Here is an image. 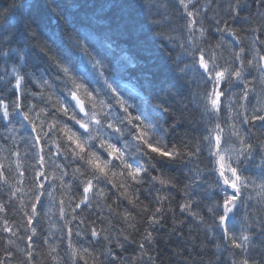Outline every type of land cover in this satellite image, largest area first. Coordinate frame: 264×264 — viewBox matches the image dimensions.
<instances>
[{"label":"snow or ice","instance_id":"obj_1","mask_svg":"<svg viewBox=\"0 0 264 264\" xmlns=\"http://www.w3.org/2000/svg\"><path fill=\"white\" fill-rule=\"evenodd\" d=\"M214 2L166 0L157 6L154 15L149 9L145 25L149 33L161 25L179 33L178 38L168 36L165 49L171 53L179 48L170 71L173 80L188 89V96L174 93L165 86L166 80L154 81L157 68L150 59L139 62L130 56L110 58L113 39L106 37L104 42L93 44L90 34L81 31L64 6H58V10L68 28L60 34L50 31L39 15L30 13L16 19L18 13H14L11 18H3L0 56L5 58L6 68L0 74V127L12 126L9 130L17 133L14 125L18 123L28 134L20 137L25 144L23 156L18 146L7 149L16 158L15 169L9 165L5 171L0 164V187L9 185L10 176H18L17 186L13 189L9 185L8 200L0 199V213H5L0 231L9 234L0 264H10L15 258L13 237L26 242L20 264H35L41 216L52 224L53 209L57 207L60 236L49 231L42 245L49 248L53 264H156L159 257L151 253L161 240L167 236L169 243L173 238L179 242L184 225L189 222L187 218L176 219L177 207L180 216L187 214L193 220L199 217L193 211L198 204L193 200L197 192L191 185L183 184L181 170L191 173L189 164L199 161L205 149L207 173L202 174L198 167L196 173L201 180L210 178L214 185L207 188L211 193L208 198H215L207 210L213 218L211 232L219 241L218 247L232 253V259L225 264H264V216L259 211H249L253 191L257 208L264 205V135L249 131L264 129V110L253 109L249 114L246 108L241 113L230 107L227 118L221 115L233 88L242 84L239 99L249 100V93L256 87L254 71L264 84V0H252L255 13L241 0H229L224 16L211 7ZM28 7L38 8L39 0ZM140 7L143 10L144 5ZM246 7L249 16L243 23L248 27L241 31L250 37L251 51L242 46L233 27L241 22L239 14ZM169 9L174 19L169 18ZM209 11L213 13L211 17ZM226 17H231V23ZM253 21L257 22L255 27ZM172 24L178 26L171 27ZM217 36L213 45L209 37ZM225 41L227 58L223 55ZM155 43V35L143 42L149 57ZM36 58L46 59L48 68L32 71ZM8 60L13 61L10 70ZM177 61L183 62L184 67ZM137 68L144 81L141 87L156 88L162 93L156 95L155 103L151 96H141L132 79L123 82ZM29 83L39 91H27ZM193 84L196 90H192ZM194 108L202 120L206 118L208 124L215 121V126L204 129L206 134H202L194 149L183 139L171 142L169 136L176 133ZM4 139L7 143L8 138ZM25 160L31 164L25 166ZM51 166L52 175L48 171ZM29 169L30 183L25 178ZM173 170L176 174L169 175ZM69 171L71 179H67ZM114 177H119L120 182ZM109 184L115 192L108 189ZM19 185H26V189ZM196 187L206 186L198 183ZM173 191H183V202L177 201ZM56 192L66 194L68 203L62 198L57 205ZM124 199L131 207L121 208ZM9 208L22 213L19 223L9 222ZM86 210L88 214L82 215ZM105 211L107 226L98 227V223L104 224ZM94 214L96 219H91ZM199 222L204 223L203 218ZM56 240L59 244L54 243ZM65 240L67 247L60 257ZM129 251V256L121 255ZM192 251H196L195 247ZM188 256L192 259L191 253ZM237 256L241 260L237 261Z\"/></svg>","mask_w":264,"mask_h":264},{"label":"trees","instance_id":"obj_2","mask_svg":"<svg viewBox=\"0 0 264 264\" xmlns=\"http://www.w3.org/2000/svg\"><path fill=\"white\" fill-rule=\"evenodd\" d=\"M34 0H0V25L3 24V18H11L14 13H18L16 19H22L27 17L30 13L32 16H41L45 23L48 25L50 31H55L57 34L63 33L68 25L65 24L64 18L60 16L58 6H64L66 12H71L78 22L80 29L82 32H86L90 34L93 40V44H97L98 42H104L106 37H111L114 41L112 45L111 51L108 53L110 58L119 57V56H130L138 60L139 62H143L145 60L151 61L157 68V71L154 76V81L159 82L160 80H166V87L171 88V90L175 92H179L181 96H188V89L183 87L181 84L176 83L171 75L170 68L172 66V60L176 59L179 48L176 50L169 51L165 49V44H168V36L179 37L178 32H170L169 27L161 25L159 28H153L152 33L148 32L147 27L145 25L148 23V18L150 17L149 9H151V14L154 15L158 10V5L166 3V0H39V7H28V5H32ZM235 3V0H232ZM245 5L250 6L251 13L256 12V7L253 4L252 0H241ZM211 3V0H201V4ZM229 0H215L214 3L211 4V7L215 9L220 16H224V10L227 8ZM69 5H74L72 7H68ZM140 5H144L143 10H141ZM208 15L211 17L213 13L211 11L208 12ZM249 16V8L246 7L244 11L240 12L239 19L240 23L233 25L238 38L242 42V46L245 49H249L251 51V40L250 37L244 32L241 31L242 28H247L248 25L244 24L243 21L245 17ZM169 18L171 17V9H169ZM231 23V17H226ZM159 19V17H157ZM256 21H253V27L256 26ZM118 26V27H117ZM178 24H172L171 27H177ZM70 30V29H69ZM152 35H155L156 43L154 45V51L151 57L149 54L145 52L143 47V42L146 39H149ZM211 43L213 45L216 44V38L209 37ZM261 39L264 40V35L261 36ZM225 50L223 55L225 58L228 56V41H225ZM169 48L172 47L171 44L168 45ZM264 48V45H262ZM123 49V51H121ZM171 56V59H169ZM250 58V56H249ZM5 58L0 56V74H3L6 68ZM13 61L8 60L7 68L10 70ZM180 67H184V63L181 61H177ZM246 63V61H245ZM134 67V65H133ZM48 64L46 59L36 58L34 64L31 67V70L34 72H38L41 69H47ZM54 71V70H49ZM189 75H191L189 73ZM253 75L257 77L256 87L254 91L249 93V100L245 102L243 99H239L242 96V88L243 85L239 88H233L231 92H229L228 97L225 99V111L221 113V115L225 118L229 115V108L232 107L235 111H240L243 113L245 108L249 114L252 113L253 109H261L264 110V84L259 82V73L253 72ZM141 77L140 69H135L134 71L127 74L124 79V83H127L129 79H132L137 83V91L140 92L141 96H151L152 103L156 102V95L162 93H158L156 88L149 89L146 86L141 87L144 84V81ZM251 79V77H249ZM192 90H196V85H191ZM27 91H39V88L33 84L29 83L27 86ZM11 98V97H10ZM229 101H232V105H229ZM238 101V102H237ZM139 103V101H137ZM40 105H38L39 107ZM235 111L231 114L234 115ZM264 114V113H262ZM19 119V118H18ZM17 129V133H12L9 129L12 126H9V129L5 127H0V164L4 165L5 171H7L9 165L13 169H15V157L10 156L8 152V148L10 146H18L21 155L23 156L25 152V144L21 143L20 137L27 136V132L19 127V124L14 125ZM215 121L211 124H208L207 119H201V115L199 111L195 108L190 111V114H187V118L184 124L177 129L176 133L173 136H169V140L173 143H178L181 139H183L187 144H189L193 149L200 142L202 134L204 133V129L206 127H214ZM231 126V121H229V129ZM248 127V126H246ZM254 135H264V129H251ZM243 134V133H242ZM7 139V143H5V139ZM14 137V139H13ZM15 147H13V151ZM187 151V149H186ZM208 152L205 149L204 154L199 157V161L194 160L193 163L189 164V168L192 169L191 173H188L187 169H182L183 175L181 179L183 180V184H189L192 188H194L197 192V195L193 197V200L197 201L198 204L193 208V211L199 214V217L195 220L188 217L187 214L185 216L179 215V208L177 207V217L179 220H187L183 228L184 235L180 238L179 242L175 241L173 238V242H168V237L165 236L163 240H161L158 248L154 250L151 254L154 257H159L156 260V264H192V260H195V264H225L226 261H230L232 259V253L224 251L223 247H218L219 241L213 238V234L211 232V228L213 227V218L211 214L208 212V207L211 206L212 203L215 202V198L209 199L211 196L210 191H207V188L214 187L211 184V179L201 180L199 175L196 173L197 167L201 170L202 174L207 173V157ZM258 162V158H257ZM22 163L27 166L31 164L30 160L22 161ZM51 164V162H49ZM49 174L52 175L54 173V166L49 167ZM175 170L169 173V175H175ZM247 174V173H246ZM56 176H59L58 172H55ZM184 175H188L189 179H184ZM26 180L28 183L31 182L32 173L31 169L26 173ZM18 176L12 175L9 177V185L14 189L17 186ZM67 179H71V172L69 171V176ZM117 183L120 182L119 177H114ZM205 185L206 187L197 188V184ZM55 184L57 186L60 185L59 179L55 180ZM181 184V188L183 187ZM9 185H5L0 187V199L3 201L8 200V196L10 194ZM20 187H24L26 189V185H19ZM108 189H112V185H108ZM115 192L114 189H112ZM146 194V193H145ZM173 196L176 197L178 202H183L184 193L183 191H173ZM253 199L251 201L252 207L249 208V211L252 213H256L259 211L261 216H264V205H260L259 208L256 206V194L255 191L252 192ZM64 199L65 204L68 203L69 197L66 194L61 192L55 193V201L56 204H59L61 199ZM115 197L113 196V199ZM143 199V196L141 197ZM18 202V201H17ZM49 203V198H45V205L47 207ZM124 206L131 207L127 199L123 200V204L121 208ZM136 209H133L135 212ZM87 210L82 213V215H87ZM7 218L9 222L16 221L19 223L22 213L17 214L11 208H9L7 212ZM59 215L58 207L53 209L52 214V224L49 221L41 216L40 221V233L36 240L37 249H36V260L35 264H53L51 255L49 254V248L43 245V238L45 235L52 231L55 233L57 237L60 236V232L58 231L57 218ZM243 215V209H242ZM5 218V213H0V229L3 227V220ZM199 218H203L204 223L199 222ZM91 219H96V215L94 214ZM240 217H237V222H239ZM107 212L105 211V220L104 224H97L98 227L107 226ZM169 225H171L172 221L169 220ZM15 230V224L12 225ZM146 226V225H145ZM143 231V228L141 229ZM8 233H3L0 231V259L4 256V248L7 246L5 242V238L8 236ZM13 239L16 243L12 247V251L16 253L15 258L10 261V264H20L21 260L24 259L22 250L25 247V243L15 237ZM77 238L75 235L73 236V240L75 241ZM139 239V237H137ZM211 241V242H209ZM54 243L59 244V240L54 241ZM67 247V240L64 241L63 247L60 248L59 256H64V248ZM195 247L196 251H192V248ZM116 251H120L116 249ZM176 253H180L177 255ZM188 253H191L192 259H189ZM199 253V255H198ZM131 252H122V256H129ZM222 258V259H221ZM59 259V257H58ZM236 260H241L240 256L236 257ZM91 264V261H89Z\"/></svg>","mask_w":264,"mask_h":264}]
</instances>
